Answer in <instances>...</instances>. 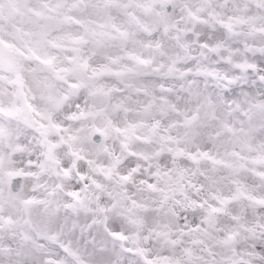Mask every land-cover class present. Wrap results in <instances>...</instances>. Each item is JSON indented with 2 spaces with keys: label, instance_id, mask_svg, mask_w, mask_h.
Listing matches in <instances>:
<instances>
[{
  "label": "snow or ice",
  "instance_id": "6c2138e0",
  "mask_svg": "<svg viewBox=\"0 0 264 264\" xmlns=\"http://www.w3.org/2000/svg\"><path fill=\"white\" fill-rule=\"evenodd\" d=\"M0 264H264V0H0Z\"/></svg>",
  "mask_w": 264,
  "mask_h": 264
}]
</instances>
